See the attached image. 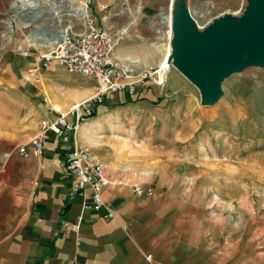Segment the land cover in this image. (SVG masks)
<instances>
[{
	"label": "rangeland",
	"instance_id": "374dc122",
	"mask_svg": "<svg viewBox=\"0 0 264 264\" xmlns=\"http://www.w3.org/2000/svg\"><path fill=\"white\" fill-rule=\"evenodd\" d=\"M33 1L37 7L27 5L25 13L22 0H0V91H5L2 85H33L39 80L40 68L35 71L28 65L18 54L22 46L9 41L15 33L14 22L45 21L59 29L72 7L75 16L70 18L76 20L75 28L82 25L86 12L113 34L127 27L114 54L128 44L140 59L119 61L136 71L149 67L151 62L144 56L155 44L170 49L163 17H169L171 0H79L86 3L84 12L76 9L78 0ZM180 1L199 23L209 24L222 13L237 9L242 1L247 6V0ZM101 4L109 6L102 9ZM30 43L27 46L31 48L42 47ZM163 55L153 54L151 65ZM5 71H13L15 76H3ZM61 72L70 73L60 66L51 79L63 77ZM149 87L154 96L165 98L160 105L140 101L119 104L105 114L100 108L101 115L96 114L95 120L103 115L108 121L106 128L99 120L94 125L91 150L107 165L115 185L128 187L134 196L133 182L145 188V195L138 198L152 200L154 225L159 223L156 219H162L172 228L217 231L222 241L234 232L236 243L246 234L244 243L249 239V251L264 248V64L225 76L222 94L214 102H203L197 86L173 65L164 88ZM6 95L11 94L0 93V97ZM13 113L0 117V123L22 124L18 132L26 133L32 113L26 108L22 114H17L19 110ZM250 264H258L257 258Z\"/></svg>",
	"mask_w": 264,
	"mask_h": 264
},
{
	"label": "crops",
	"instance_id": "0c3cea01",
	"mask_svg": "<svg viewBox=\"0 0 264 264\" xmlns=\"http://www.w3.org/2000/svg\"><path fill=\"white\" fill-rule=\"evenodd\" d=\"M79 2L76 9L84 12L86 3ZM71 10L65 14L68 18L59 29L57 24L45 21L14 22L15 33L9 41L18 42L22 47L34 41L42 46L39 49H47L66 33V28L75 27L76 20L70 18L75 16L74 7ZM57 32L64 34L59 38ZM128 46L125 44L115 57L138 61L141 56H135ZM124 49L126 52L123 53ZM147 53L152 55L146 54L144 58L152 64L153 54L161 51L153 47ZM23 59L37 71L31 57ZM59 67L52 61L47 67L40 68L39 80L33 85L11 83L1 86L5 91L0 93L11 95L0 97V117L14 115V110H19L18 115L22 114V108L33 117H28L26 133L18 132L22 124L5 126L0 123V264H250L255 258L258 264H264V248L253 253L249 251V239L244 243L246 234L236 243L234 232L226 234L222 241L217 231L172 228L162 219H156L159 223L154 225L152 200L140 201L128 187L116 186L115 182L102 192L106 207L114 214L113 219L104 218L100 211L83 210L87 196L71 192L73 178L66 164L75 142L92 148L93 127L99 120V125L106 128V116L96 120V115L84 118L75 131L48 132L42 154L20 155L18 146L35 134L39 120H51L60 111L68 110L75 102L95 93L96 81L78 73L61 72L63 77L52 80ZM3 76L15 75L13 71H5ZM147 87L138 86L137 93H143ZM150 90L154 94V90ZM133 95L125 92L108 94L95 111L99 114L100 108L105 109L102 113L105 114L119 104L135 103L130 101ZM15 104L18 106H12ZM68 119L73 121L71 117ZM28 148L31 150L32 147ZM78 216L81 221L78 230H74L72 225ZM123 224L127 225L126 230Z\"/></svg>",
	"mask_w": 264,
	"mask_h": 264
},
{
	"label": "built area",
	"instance_id": "2783aa9c",
	"mask_svg": "<svg viewBox=\"0 0 264 264\" xmlns=\"http://www.w3.org/2000/svg\"><path fill=\"white\" fill-rule=\"evenodd\" d=\"M100 6L102 9H107L109 5L101 4ZM245 8V2L242 1L240 6L231 14L240 15ZM168 15L169 20L166 26L172 34L170 9ZM193 19L198 30H203L209 24V21L199 23L194 17ZM69 29L70 31L67 28L66 33L47 49L40 50L23 46L18 49V54L25 58L31 57L36 69L45 68L52 61H56L68 72L78 73L95 80V93L87 99L75 102L68 110L60 111L51 120L41 119L36 133L28 141L18 146V152L23 157L29 156L30 153L42 154L48 132L57 133L62 129L77 130L79 124L84 118L90 117L94 113L97 105L103 102L106 95L118 92L135 94L138 91V86L154 85L159 89L165 86L166 74L169 69L164 70L160 64H155L136 71L115 57V47L124 39L128 32L127 27H123L118 33L113 34L100 24L95 16L86 14L81 29L75 30L74 26ZM167 37V40L170 41V36ZM162 71L164 74L160 75ZM69 117L73 118V121H70ZM28 146L32 147L31 150ZM66 167L73 178L71 192L80 196H87V200L83 203V210L100 211L104 218L113 219V212L106 207L102 198L103 190L113 183L105 163L89 146L75 142L71 148ZM131 188L138 197H142L146 193L145 188L139 182H133ZM80 221L81 216H78L77 221L72 225V229L78 230ZM122 227L127 229L126 224H123Z\"/></svg>",
	"mask_w": 264,
	"mask_h": 264
},
{
	"label": "water",
	"instance_id": "95a60500",
	"mask_svg": "<svg viewBox=\"0 0 264 264\" xmlns=\"http://www.w3.org/2000/svg\"><path fill=\"white\" fill-rule=\"evenodd\" d=\"M171 1L169 61L197 86L203 102L221 96L225 76L264 64V0H247L242 14L225 12L203 30L183 2Z\"/></svg>",
	"mask_w": 264,
	"mask_h": 264
},
{
	"label": "bare ground",
	"instance_id": "6f19581e",
	"mask_svg": "<svg viewBox=\"0 0 264 264\" xmlns=\"http://www.w3.org/2000/svg\"><path fill=\"white\" fill-rule=\"evenodd\" d=\"M22 7H21V9H24L25 8V6H32L33 8H36L37 7V3L35 2V1H33V0H22ZM85 7V6H84ZM82 8V7H81ZM82 10V9H81ZM56 12H58V11H56ZM57 14V13H56ZM172 18V17H171ZM198 21V20H197ZM163 22L164 23H166V25H167V23H168V18L167 17H163ZM64 32V31H63ZM62 32V33H63ZM61 33V34H62ZM64 34V33H63ZM166 36H170V49L168 50V48L165 46H163V45H160V46H157V44H155L154 46H155V48L158 50V51H161V52H164V55H163V57H162V59L159 61V64L164 68V70H168L169 68H170V65H171V62L169 61V59H170V55H171V53H172V47H171V36H172V34H171V32H170V30H168L167 32H166ZM168 38V37H167ZM155 52H157V51H155ZM126 59H128V57L126 58ZM164 74V71H162L161 73H160V75H163ZM56 108H59L57 105H54Z\"/></svg>",
	"mask_w": 264,
	"mask_h": 264
},
{
	"label": "trees",
	"instance_id": "16d2710c",
	"mask_svg": "<svg viewBox=\"0 0 264 264\" xmlns=\"http://www.w3.org/2000/svg\"><path fill=\"white\" fill-rule=\"evenodd\" d=\"M164 99L165 98L163 96H157V97L154 96L151 90L147 87L143 93H137V94L135 93L133 97L130 99V101L137 102L140 100H147L156 106V105H160L164 101ZM96 114H97V111H94V113L90 117L95 116Z\"/></svg>",
	"mask_w": 264,
	"mask_h": 264
}]
</instances>
